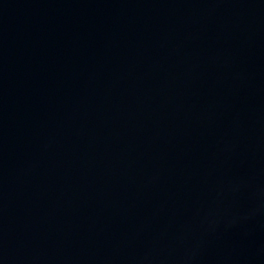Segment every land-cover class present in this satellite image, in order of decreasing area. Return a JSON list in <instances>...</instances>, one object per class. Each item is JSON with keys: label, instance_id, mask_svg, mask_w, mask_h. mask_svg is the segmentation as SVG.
<instances>
[{"label": "water", "instance_id": "95a60500", "mask_svg": "<svg viewBox=\"0 0 264 264\" xmlns=\"http://www.w3.org/2000/svg\"><path fill=\"white\" fill-rule=\"evenodd\" d=\"M0 264H264V0H0Z\"/></svg>", "mask_w": 264, "mask_h": 264}]
</instances>
